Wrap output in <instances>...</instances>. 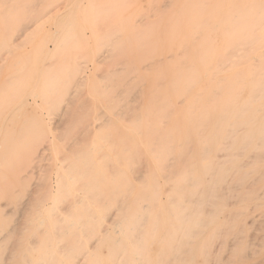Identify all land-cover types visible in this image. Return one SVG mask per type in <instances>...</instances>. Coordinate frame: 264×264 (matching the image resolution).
I'll return each mask as SVG.
<instances>
[{
  "label": "bare ground",
  "instance_id": "1",
  "mask_svg": "<svg viewBox=\"0 0 264 264\" xmlns=\"http://www.w3.org/2000/svg\"><path fill=\"white\" fill-rule=\"evenodd\" d=\"M2 1L0 0V2ZM191 1L200 3L206 0ZM223 1L229 2V6L224 7L222 5L218 9H227L228 12L223 11L219 14V19L215 23L198 19L199 17L192 19L184 25L185 28L171 31L168 40L166 39L169 53L154 54L152 56V59H154L152 65L167 63L165 68H159L160 70L155 75L154 80V87L158 89L163 86L164 88L159 89L158 92L156 91V97L152 95L155 99L151 98L154 100H150L152 103L146 104L145 109H143L144 107L141 105L143 102H141L140 107L142 108L139 107L138 109L142 110L133 120H131L133 117L130 118L128 115L125 118L126 120L129 118L127 121L114 117L119 114L123 115L125 110H129V108H124L123 113H120V109H118L119 112H114L115 110L112 112L113 107L110 106V108L108 106L110 104H108V109L106 108L104 111V118L98 116L91 118L89 116L90 121L85 127L78 125L79 128H84L85 132H99L107 125L109 129L107 131L109 132L107 134L102 132L100 138L98 137L99 134L96 133L98 138L94 135L96 139L92 138L93 143H87V146L83 145L85 147L81 151L77 150L81 153L79 155L76 152L78 157L73 156L75 161L71 164L72 167L69 165L71 169L70 167L67 168V172L62 168L63 163V165H58L60 169L55 167V171L59 170L61 172L63 169L66 173L58 174L61 175L58 179L62 177V184H64L63 187L58 182L59 186L64 189H61L62 195L56 194L57 190L51 192V200L53 192L58 196H62V198L54 196L52 202L48 200L47 203L49 204V201L51 204L54 202L53 205L44 204L46 203L44 200H46L45 194L47 191L43 194L45 195L44 199L38 196L41 183L37 184L36 189L31 191L32 193L29 192L31 195L30 197L28 195V203L24 204L22 202L21 214L31 211V207L34 205L33 201L43 200V204L38 201L39 203L37 202L38 204L35 206V212L33 213L35 214L34 218H29L26 221L31 214L27 216L26 213V223L21 221L19 222L20 225H15L10 230L17 233L18 239L16 238L17 243L15 242V244H18L23 250V252L21 251L22 254L18 252L20 255L16 256V264H206L210 259L209 256L213 253H211L212 247L218 240L222 230L233 231L234 229L235 231L236 229V231H239L247 224L242 222L240 217L243 216V220L244 217L248 219L247 214H251L249 205L256 203L261 197V192H264V0ZM17 3L20 6L19 0ZM21 3L23 2L21 1ZM169 4L166 5L169 6ZM96 5L99 7V4L94 6L97 7ZM206 5L208 4L206 3ZM206 5L203 4V6ZM2 8H5V6H2ZM25 8H27V5ZM83 8L85 9V7ZM98 9L100 10V8ZM4 11H7V9ZM2 13L4 12L1 10L3 16L5 13ZM95 16L97 17V15ZM174 16L172 18H175ZM93 17L91 18L90 15L91 19ZM3 18L7 19H4L6 25L12 23L8 17ZM79 21L81 20L78 19ZM91 22L94 23L93 20ZM208 27L211 28L210 31L213 30L212 36L206 39L201 38L204 30H208ZM135 31L137 33V30ZM164 31L165 28L163 33ZM140 32H142V29ZM138 33L135 34L136 37L141 34ZM114 34L118 37L120 33L118 35L109 33L108 35L112 36ZM142 35L144 36V33ZM22 37L24 38V35L12 40L17 44ZM117 37L116 39L115 37L109 38L118 40ZM8 39L10 41V38ZM132 40L134 42L136 39ZM6 43L5 45H7ZM109 43L111 44L110 41ZM124 43L128 44L130 41L127 42L126 40ZM166 44H164V48ZM125 47L127 48V46ZM180 50L184 51L185 54H181ZM47 55L50 57V54L47 53ZM94 55L93 58L96 57ZM131 55H134V53ZM12 56L9 59H12ZM129 59L131 61L133 58L130 57ZM134 59L131 64L137 69L138 66L134 65ZM146 67L149 68V65ZM133 70H131L132 73L135 71ZM137 71L138 75L139 72ZM88 72L91 71L82 72L78 81L79 84L86 83L89 78ZM108 79L110 78H107V80L105 78L106 83ZM126 79H124L125 82ZM134 79L131 77V80ZM112 81L110 79L109 82ZM129 81L127 83H130ZM114 82H117L116 79H114ZM127 83L126 85H128ZM119 86V88H122L121 84ZM112 91L116 90L110 92ZM119 91H116V93ZM126 91L128 92V90ZM139 91L137 92L139 93ZM124 93L126 94L125 91ZM103 97L107 98L106 96ZM103 97L101 99L104 100ZM5 99L7 100V98ZM1 100H4V98ZM115 100L114 102L118 101ZM42 102L44 104L43 99ZM118 103L121 102H117L116 108L119 107ZM1 104L3 103L1 102ZM6 104L7 102H5ZM12 105V108H16ZM111 105L115 106L116 103ZM41 107L46 108L45 104ZM131 108L130 112L134 107L131 106ZM7 109L10 110V108ZM0 111L2 112V110ZM95 111L93 109L91 113ZM16 112L13 111V113ZM5 113H9V111ZM108 113L113 114V116H108L110 115ZM10 114L8 115L10 116ZM7 116L0 119V133H26L25 148L28 154H32L33 144L45 140L48 136V134L45 136L46 124L48 123L44 119H34L32 121L34 116H29L32 117L30 118L32 120L28 119L26 121L25 119L23 121L25 125L28 123L26 127L23 124L24 126L21 125L23 126L21 128H17L15 125L11 128L8 126ZM45 116L43 117H48ZM31 121L35 124L31 125ZM49 127L47 126L50 132L51 128L49 129ZM59 127H61V124ZM31 131L36 134L31 133L28 136L27 133ZM54 135L57 136V134ZM50 141L51 139L48 140L49 144ZM53 143L52 146L54 147L58 142ZM57 145L60 148L63 147ZM70 147L72 146L70 145ZM64 148L66 147L64 146ZM54 151H56V148L53 150V154H59V151L55 153ZM56 157L53 158L54 162ZM9 158L12 159V155ZM57 159L59 160V158ZM7 164L10 163L6 161L5 164L0 166V217L2 215L1 208L7 206L13 199L15 184L24 178L22 173L26 171H21L18 166ZM4 165H6L5 168ZM134 170L137 173L135 179L131 175ZM46 178L44 179L46 180ZM41 179L44 181L43 178ZM230 198L231 200L235 198L237 203L239 202V206L237 205L236 211H234V205H231L233 208L229 206L233 209L231 212L232 215L234 213L235 217L232 216L231 221L228 218L222 221L223 218L220 219V215L223 216V213L227 210ZM262 198L264 201V197ZM3 200H5L4 203H2ZM259 201L257 207L262 205V202ZM56 202L59 204L56 205ZM62 203H66L63 208L62 205L59 206ZM32 209H34V206ZM238 228L239 230H237ZM230 232L228 231V233ZM224 233L227 234V231H224ZM6 234H9V232ZM21 234H25V236L21 237ZM5 237L6 235L3 237L0 235V239ZM62 240L65 243L60 247Z\"/></svg>",
  "mask_w": 264,
  "mask_h": 264
},
{
  "label": "rangeland",
  "instance_id": "2",
  "mask_svg": "<svg viewBox=\"0 0 264 264\" xmlns=\"http://www.w3.org/2000/svg\"><path fill=\"white\" fill-rule=\"evenodd\" d=\"M17 1L18 0H15V2L14 0L13 1L3 0L2 1L3 3L0 2V15H1V10L2 12L5 13V14L2 13L4 15L0 16V30H1L0 32V74H1L0 75V105H2L0 107V110H2V112L0 111V119L1 117L2 119L6 118L5 116L11 113L10 116L9 115L7 116L8 126L13 127V125H15L17 126V128L18 127L21 128L25 125V123L23 122L25 121V119L27 121L28 119L32 118L29 116H34L32 118L33 120L30 119L32 121H34V119L35 120L44 119L48 123L46 124V129H47L46 134L45 133L44 134L45 136H47L48 134L49 137L47 136L48 138L46 137L45 140H41L37 144L36 143L33 144L34 149L32 150V154H28L26 152L27 149L25 148V137L27 136L26 133H0V156H1L0 166L5 164L7 161V163H10L12 166H15V167L18 166V168H20L21 171L26 170L22 173L24 178H22L20 181H18L15 184L16 187L14 189V196H13V199L9 202L11 206L8 203L9 205V206L7 205L8 207L4 206L1 208L2 215L0 217V235L2 237L6 235V237L0 239L1 240L0 241V264H16L17 263L16 256L22 254L23 252L22 248L18 244H15V242L17 243L18 235L16 236L17 233H13L10 231L12 230V227L15 225H20L19 222L21 221H23L24 223L25 217H27L30 213L32 217L29 215L26 221L29 218L30 219L34 218L35 214L33 213L35 212V206L39 202L40 203L43 202V200H41L40 198L44 199L45 195H46L45 197L46 200H44V202H46L44 203L45 205H53L54 202L52 204L51 202L54 196H57V198H60V197L62 198V196H58V195L59 194L62 195L61 189L63 190L64 188H61V186L64 187V184H62L63 183V180H61L62 177L60 179H58V177H60L65 172L64 170H66L67 172L68 171L67 168L70 167L69 165L74 163L75 160L73 159L75 158H73V156L75 157L77 156L76 154V152H78L77 150L81 151L85 146H87L86 145L87 143L88 144L93 143L94 142L93 139L95 137L100 138L102 135V132L103 134H107L109 132L107 131L109 130L107 125H105L106 128L100 129L99 132L98 131L85 132L86 130L84 128L83 129L79 128L78 125H80V127H85L88 124V121H90L89 116L91 118L93 116L104 118L105 117L104 111L106 110V108L108 109L107 107L108 104H110L108 105L109 107L110 106L113 107L112 112L113 110H115L114 112H119L118 109H120V113H123V110L129 108V110H125L123 115L119 114L122 117H120L119 115L114 116V117L116 118L119 117L120 120H126L125 118L128 115L130 116V118L132 116L133 118L131 120H133L136 117V115L142 110L138 108L141 105H143L142 107L144 106L147 107L149 103L151 104L152 101L155 99L159 89L164 88L163 86L162 87L160 86V88L158 89L157 87H154V82H155L154 80H155V75L158 73V71L161 68H165L167 66V63L160 64V65L158 64L152 65L154 61V59H152V56L154 54L169 53V51H167L168 45L166 43L168 40L167 38H169V34L171 33V31H174V29L177 30V29L185 28L186 26L184 25L188 24L189 21H191L192 19H197L198 17H199L198 19L215 23V21L219 19V14H221L223 11L226 13L228 12L227 9L219 10L218 7L222 5L224 7H227L229 6L228 4H230L229 2L223 1V0L222 1L221 0H209V1L206 0L200 3H196L197 1L193 2L191 0L190 1L189 0H172V1L171 0L169 1L168 0H156V1L155 0H94V1L93 0H83V2L82 0L80 1L79 0H57L58 2L56 0H25V1L19 0L20 1V6H19L18 4L19 2L17 3ZM21 1L23 3H21ZM184 2L187 4H185ZM204 3L205 5L206 3L208 5L203 6ZM95 4H99V7L97 5H96L97 7H95L94 6ZM166 4L167 5L169 4V6H167ZM23 5L25 7L27 5V8H25ZM2 6L3 7L5 6V8H2ZM78 6L80 7L79 9H78ZM83 7H85V9L87 10H85ZM14 8H16V10H14ZM98 8H100V10ZM6 9L7 11H4ZM95 10H98V11L95 12ZM76 12H77V15H76ZM91 12L93 13V15L95 12V15H97V17L95 15L93 17ZM14 14H17V15L15 16ZM82 14H84L83 17H82ZM79 15H80V18H79ZM90 15H91V18L93 17V19L90 18ZM5 16L9 18L10 22L12 23L14 22V23L13 24L11 23L9 25L8 23L10 22L7 21L8 25H6L5 21L7 19L3 18ZM173 16L175 18H172ZM78 19L81 21L78 22ZM92 20L94 21V23L91 22ZM171 21L174 23H172ZM66 22L68 23L66 24ZM155 22H156V25L154 24ZM90 25H92L91 29H90ZM144 25L147 27H145ZM137 26L138 28H136ZM164 28H165V31L163 33ZM7 29H8V32H7ZM141 29H142V32H140ZM210 29L211 28L208 27V30H204L203 34L201 35V38L206 39L209 36H212L211 34L213 30L210 31ZM116 30L117 31L119 30L118 31V33H120L119 35ZM135 30H137V33L138 32L141 33V34L138 33L139 35H137V37L135 35L137 34ZM6 32L8 33V37H7ZM11 32L13 33L11 34ZM109 33L110 34L116 33L118 37L115 36V34L112 36L111 35L109 36L108 35ZM142 33H144V36L142 35ZM20 35H24V38L22 37L20 41L17 44H15L14 40L17 39L18 36ZM148 36L150 39L148 38ZM109 37L111 38L115 37V39L117 37V39L118 38L119 39L114 40ZM8 38H10V41ZM104 39L106 40V42ZM132 39H136V40L133 42ZM111 40L112 41L114 40L113 44ZM126 40L127 42L130 41V43L125 44L124 42H126ZM109 41L111 42V44L109 43ZM147 42H148V45H147ZM5 43L7 45H5ZM55 44H56V47H55ZM164 44H166L165 45L166 49L164 48ZM32 45L33 47H31ZM93 46L96 50V53H95ZM125 46H127V48ZM154 46H156L155 47L156 49L154 48ZM160 46L161 48H159ZM123 47H125L126 49L125 48L123 49ZM135 47H136V50H135ZM47 49H50V50L48 51ZM91 50H94V51H91ZM124 50L126 51V53ZM46 52L50 54V57L49 55H47ZM179 52H181V54H185L183 53L184 51L182 50H180ZM130 53L131 54L134 53V55H131ZM93 55L94 57L95 56L96 57L93 58ZM11 56H12V59H9L11 58ZM130 57L131 59L135 58L137 60L136 61L134 59L135 63L134 62L133 63L135 66L136 65L138 66L137 67V69H139L138 71L136 67H134L133 64H131L132 63L131 61L133 59L130 61L129 59ZM143 65H145L144 68H143ZM148 65H149V68L146 67ZM151 67L154 68L155 70L154 69L152 70ZM132 69L135 70V71L133 70L134 71L133 73L131 71ZM83 71H91V72H88L89 73L88 74L89 78L87 80L88 82L86 81V83L84 82L83 84H79L78 81ZM128 71H131V72H128ZM136 71L139 72L138 75ZM138 76H139V79H138ZM131 77L132 79L134 78L135 79L131 80ZM105 78L106 80L107 78H110L113 81L109 82L110 79H108L106 83ZM114 79H116L117 82H114ZM124 79H126V82ZM140 80H143V81L140 82ZM128 81L130 83H127ZM126 83L128 85H126ZM119 84H121L122 88H119L120 87ZM123 87L126 90H128V92ZM39 90L41 92V95H40ZM111 90H116V91L120 90L119 92L121 93L119 94V92L116 93V91H114L115 94H113L114 92L113 91L110 92ZM151 90L154 92H152ZM124 91L126 92V94L124 93ZM137 91H139V93ZM37 92L39 95L36 94ZM86 92L89 94H87ZM31 94H32V97H31ZM34 94L36 95V97ZM33 95L35 98L33 97ZM152 95H154L155 97ZM26 96L28 99L26 98ZM103 96H106L107 98H104ZM112 96L115 98L118 97L116 98V100H118L117 102H121V103L125 102V103L123 105L121 103H118L119 107L116 108L117 102H114L115 98H113ZM137 96L138 98H136ZM102 97L104 98V100L101 99ZM109 97H111L110 100L114 99V100H111V102L113 101L112 102L113 104L116 103L115 106L111 105L112 103L110 102ZM3 98L4 100H1ZM5 98H7V100ZM151 98H154V99H151ZM10 99L11 101H9ZM42 99L44 101L45 107L47 108V112H46V108L41 107V106H44ZM106 101H107V104H106ZM1 102L4 104V107H3V104H1ZM5 102H7L6 104L7 106L5 105ZM126 102H127V105H126ZM141 102L143 103L141 104ZM144 102H145V105H144ZM10 104L11 105L13 104L12 106L16 108H12ZM120 105H122L123 107ZM131 106L134 107L132 112H130V109H132ZM145 107L143 109H145ZM7 108H10V110ZM92 108L96 111L91 113V111L93 110ZM98 109H99V112H98ZM6 111H9V113H5ZM13 111L15 112L17 111V112L13 113ZM27 111H28V114H27ZM89 112L90 114H88ZM24 113L28 116H26ZM19 114L21 117L19 116ZM108 114H110L108 116H113V114L111 115V113H108ZM45 115L48 117H46ZM43 116H45L46 118H44ZM127 120H129V118H127ZM77 122L80 124H78ZM27 124L24 127H26ZM29 124L31 123L29 122ZM34 124L35 123L32 122L31 125H34ZM60 124H61V127H59ZM47 126L48 127L50 126L49 127V129L51 128L50 132ZM51 126L54 128H52ZM31 133H33V131H31L30 133H27L28 136ZM96 133L99 134L98 137ZM19 134L20 136L24 138L23 140H22V137L20 138ZM33 134H36V133H33ZM54 134H57V136ZM47 139L48 140L51 139L50 144ZM53 139L54 141H52ZM55 141L56 143L58 142L57 144L63 147L60 148V146H58L57 144L53 147L52 143ZM67 142L68 144H66ZM70 145L72 147H70ZM83 145L85 146L83 147ZM64 146L68 149L66 150ZM79 147L80 149H78ZM55 148H56V151H59L60 155L55 154L58 157H56L53 154V150H55ZM60 149L62 150L60 151ZM45 151L47 152L45 153ZM56 151H54V153ZM80 151L78 152L79 155L81 153ZM64 154L65 156H63ZM10 155H12V159L9 158ZM54 157H56L55 162L53 159ZM8 158H9V161L7 160ZM57 158H59V160ZM67 158L70 162L67 160ZM59 161L60 162L62 161V162L60 163ZM11 162H15V163L12 164ZM10 164H7V165H10ZM58 165L59 166L63 165L62 168L64 170L62 169L63 171L61 170V172L59 170L55 171L56 168L60 169ZM137 166H136V169L138 168ZM3 167L5 168L6 165H4ZM59 173L61 174L60 176L58 175ZM131 175H132V178L135 179V177L137 176L136 171L134 170V173H132ZM41 178L43 179L46 178L47 181L44 179L45 181L44 182ZM58 182H60L61 186H59L60 184ZM38 183H41V186H43V187L40 186V194H38L39 197L41 196L39 198L41 201L39 200H38L39 202L33 201L34 205L31 203L34 206V209H32L33 206L31 207L32 212L26 211L24 214L23 213L21 214L20 209L23 207L22 202H24V204L28 203V195L30 197L31 195L30 193H32L31 191H34L36 189ZM53 190L55 192L57 190L56 194L58 193V195H56L55 192H53L54 194L51 200L50 197H51V192ZM45 192L46 194L43 195ZM263 193L261 192V197H260L261 199L259 198L258 201L259 200L261 201L263 199L262 198L264 197V195H262ZM234 199L231 200L230 198L228 200L229 202V204H227L228 211L226 210L224 213L227 212L229 215L227 213L226 214L223 213V216L220 215L221 217L220 219L223 218L222 221H224L225 219L227 220V218L230 219L231 221V219L235 217L234 213L232 215L231 211H233L232 209L233 207L231 205H234L235 207L234 211H236V208H238L239 206V202L237 203V200L235 199L236 200V203H235ZM48 200H51V202L49 201V204L47 203ZM55 200L56 198L54 199V201ZM258 201L256 203H251L249 205L251 208V209L249 208L251 210V214L249 213L250 212L249 210L248 213L250 215L247 214L248 219L244 217V220H243L242 218L243 216L240 217V219H242V222H245V224L247 223L246 225L243 226L244 230L243 228H240V230L238 228L237 230L239 231H236V229L235 231L234 229L233 231L232 230H222L221 231V234L218 240H216L214 246L212 247L211 253L213 252L212 253L213 255L211 254L212 257L211 255L209 256L210 259L207 263L209 264H264V206H262L264 205V201L262 200L261 201L262 205H260V207H257V205H259ZM4 202L5 200L2 201V203ZM18 203L20 206L18 205ZM58 204L59 203H57L56 205ZM64 204L66 205V203H62L59 206L61 207L62 205V208H63L65 206ZM229 206H231L232 208ZM26 213H27V216H26ZM234 220L236 219L234 218ZM224 231H227V234H225ZM228 231H231L230 232L231 234L228 233ZM8 232L9 234H6ZM22 236H25V234H21V237ZM221 236L223 237L221 238ZM64 240L66 241V239ZM64 240H62V242L60 243L61 244L60 247H62L63 243H65Z\"/></svg>",
  "mask_w": 264,
  "mask_h": 264
}]
</instances>
